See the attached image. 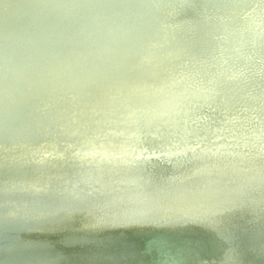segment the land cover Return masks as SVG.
Listing matches in <instances>:
<instances>
[{
	"label": "bare ground",
	"instance_id": "bare-ground-1",
	"mask_svg": "<svg viewBox=\"0 0 264 264\" xmlns=\"http://www.w3.org/2000/svg\"><path fill=\"white\" fill-rule=\"evenodd\" d=\"M170 2L163 12L152 0H0V90L21 94L36 76L29 98L44 110L20 114L32 125L19 144L15 125L0 132V264H264V0ZM101 24L130 69L148 51L146 69L108 90L85 82L77 101L59 90L75 113L89 104L93 122L66 117L71 140L30 141L53 106L40 95L56 54L46 35ZM81 125L91 126L82 136Z\"/></svg>",
	"mask_w": 264,
	"mask_h": 264
},
{
	"label": "water",
	"instance_id": "water-1",
	"mask_svg": "<svg viewBox=\"0 0 264 264\" xmlns=\"http://www.w3.org/2000/svg\"><path fill=\"white\" fill-rule=\"evenodd\" d=\"M152 1H153L152 4L159 5L160 9L162 6L161 10L163 12H166L167 10L165 9L166 4L171 3L170 0H161L160 2H157L156 0H152ZM251 3H255V2H251ZM254 5L255 4H249L248 7L253 8ZM134 9L133 10L136 11L137 8ZM188 12L193 13L194 11L189 10ZM226 13H228L231 17H236V18L242 16L240 15L242 12H236L233 10H227ZM170 15L171 14H168V16ZM112 17L114 20L112 25H115L116 23H122L124 21V15L122 16V18H118L116 11L112 12ZM225 18L228 19V23L235 20L241 23L242 25H245V23L240 20L234 18L229 19V17H225ZM177 28L180 29L183 27L177 26ZM0 30L6 32L7 28L0 23ZM75 32L76 31L59 32V33L49 32V34L46 35L49 41L51 42V52L56 54H54L50 58L48 68L42 70L43 74H52V76L48 79V81L44 85L43 92L40 95L43 96L45 99H49L51 104H53V106L51 105V108L47 109V113L51 117V118L49 117V120L48 119L43 120L44 123H41L40 121L36 120V122L40 123L41 126L44 127V129L40 128L39 130L34 131L35 135L37 136L31 138L30 141L34 140L35 138H36L35 140L37 141L39 139L40 132H43L45 134V136L41 137V139L45 137H60L61 139L64 140H71L69 139L71 138V134L68 133L67 125L64 121L66 117L70 118L71 120L80 119V118L84 120L86 118L88 122L91 123L93 122L92 118L86 115V113L91 115L92 112L94 111V109H92L89 104L85 106V112L81 109V111L75 113L70 103L57 102L59 90L63 89V94L65 96H67L72 101H77L78 94L89 92L86 89V87L83 85V83L91 82L92 90H95L96 87L99 88L100 81H103V84L105 85L104 87L106 88V90H108L112 84L115 85L121 84L125 78L124 76L126 75V73L136 76L138 72H141L144 69H146L147 63H149L150 61L149 52L146 51V49H143V51H146L145 55L138 59H136L133 56V60L135 62L133 69H130L128 65V61L116 53L121 48H123L124 45L121 44L120 39L116 41L112 36L113 34L111 32H108V36H107L106 27L103 26L102 24L100 25L98 31L93 35L80 34V37H78L77 35L74 34ZM167 33L168 32L164 30L163 33L159 36L158 41L160 47L166 46V42L168 40L165 38V34ZM53 34H57V35H53ZM75 37L78 38V41L70 43V38H75ZM40 40L39 39L36 40V43H39ZM57 40H61L65 44V46H67L65 48L66 52L64 53L63 51L61 52L62 49L60 44L57 42ZM124 40L127 41L126 39ZM144 41L146 43H149L147 40ZM19 47L22 48L23 46L19 44ZM104 47H106L107 49L105 53L101 51V49ZM95 49H98L103 54L104 57L102 58L99 54H97ZM134 50L138 51L139 48L136 46ZM65 53H68V55ZM138 53L140 54V51H138ZM76 54H78L79 59L76 57ZM109 55H111L110 60L113 61L115 65H110L107 62L106 59ZM36 56L39 57L38 54H36ZM63 62L67 63L69 67H64L62 65ZM95 66H99V69L97 71L92 69ZM71 72H74L75 75L74 80L69 79V75H72ZM255 72L260 76L264 75V72L258 66L255 68ZM105 74H111L113 79L112 80L103 79L102 77ZM204 78L206 80L211 79V77L208 75L204 76ZM31 79L33 80L32 82L33 84L31 85H28L29 83L25 84L23 93L21 94H17L10 88H3L2 90H0V106L2 109L0 113V132L5 131L3 126L6 122L15 125L14 128L16 131L13 132L12 137L13 140L18 144L19 142H21L20 138L22 139L27 134H29L30 130L28 129V127L32 125V123L26 122L27 115L25 117L24 115H20L23 112H25L26 106L30 108L29 112L34 115L35 119L37 116L44 115V110L40 105L41 103L40 101L42 98H37V100H34V98L32 99L29 98L30 95L36 94L35 93L36 91L32 86H34V84L36 85L41 84L40 78L36 76H31ZM76 79L78 80L76 81ZM213 83L215 84L216 81L214 80ZM110 97L115 100L118 99V96L115 93H112ZM14 100L18 101L19 103H14L13 102ZM118 101L125 110L129 112L133 110V107L128 100L119 98ZM215 103L217 106L220 104L219 102L212 101L211 104L207 106V109L214 107ZM256 109L260 114H264V107H260ZM219 110L222 111L223 108H220ZM206 112H207L206 113L207 116L213 113V112H209V110H206ZM92 126L97 128L95 124ZM90 127L91 126L81 125L79 128L77 127L76 131L78 130V133L81 134L82 136V134H85ZM152 127L158 129L157 126H152ZM100 130L101 128H99L94 132V135L96 137L100 136L99 133ZM19 135H21V137H19ZM40 153L46 154V157L48 156L45 150H40ZM149 159L152 160L154 158L149 157ZM134 170H140V168H135ZM91 176L95 179H98L97 175L96 176L91 175ZM68 187L72 189L73 184H69ZM91 187H95V186H91Z\"/></svg>",
	"mask_w": 264,
	"mask_h": 264
}]
</instances>
